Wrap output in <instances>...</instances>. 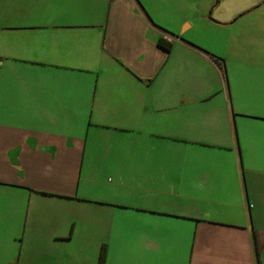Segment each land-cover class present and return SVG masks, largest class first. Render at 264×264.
Listing matches in <instances>:
<instances>
[{
    "label": "crops",
    "instance_id": "crops-1",
    "mask_svg": "<svg viewBox=\"0 0 264 264\" xmlns=\"http://www.w3.org/2000/svg\"><path fill=\"white\" fill-rule=\"evenodd\" d=\"M177 1L0 0L18 264H264V0Z\"/></svg>",
    "mask_w": 264,
    "mask_h": 264
},
{
    "label": "rangeland",
    "instance_id": "rangeland-1",
    "mask_svg": "<svg viewBox=\"0 0 264 264\" xmlns=\"http://www.w3.org/2000/svg\"><path fill=\"white\" fill-rule=\"evenodd\" d=\"M208 0H178V7H180V10L181 12H178L180 14H182V12L185 10L186 8V13H188V11H192V7L191 5L195 4V11H194V14L193 12H191V16L194 17V16H198V8H197V5L198 4H201L202 5V9L205 8V5L207 3ZM216 1L217 3H220L222 2L223 0H215V2L213 3V6L216 4ZM229 2H234V0H227ZM226 1V2H227ZM225 2V1H224ZM226 4V3H225ZM232 3H230L231 5ZM212 6V7H213ZM222 6H225V5H222V4H218V6L216 7H213V11L211 12V9L209 10V12L207 13L208 15H210L212 17L213 20H216V17L218 16L219 13L218 10L222 7ZM211 7V8H212ZM224 8V7H222ZM227 8V6H226ZM211 12V14H210ZM226 13H228L226 11ZM253 14V13H252ZM256 14V13H255ZM246 18V17H245ZM254 21V20H252ZM244 23L248 24L250 21L247 20V21H243ZM240 24V23H238ZM233 26V25H232ZM245 36V37H244ZM244 39V45L245 46H254V43L257 44L256 40L253 39L251 42L248 38H246V35H243ZM246 43V44H245ZM261 41H258V45L261 46ZM232 51H230L231 53ZM225 59V58H224ZM225 62H227V60L225 59ZM13 230H10L8 228H4V230H2L0 228V261H2L3 263H6V262H9L10 261V264H18V259L20 258V256L23 255V253L26 252L27 248L26 246L23 248L22 244L18 241H14L13 239H11V236L13 235ZM22 254V255H21ZM1 264V263H0Z\"/></svg>",
    "mask_w": 264,
    "mask_h": 264
},
{
    "label": "trees",
    "instance_id": "trees-1",
    "mask_svg": "<svg viewBox=\"0 0 264 264\" xmlns=\"http://www.w3.org/2000/svg\"><path fill=\"white\" fill-rule=\"evenodd\" d=\"M159 46L164 48L167 51H169L171 48V44H166V42L162 41V40L159 41ZM214 60H215V62H217V64L219 66H222V67L224 66V60L223 59L214 57ZM106 259H107V248H106V246H103L101 248V251H100L98 264H106Z\"/></svg>",
    "mask_w": 264,
    "mask_h": 264
}]
</instances>
